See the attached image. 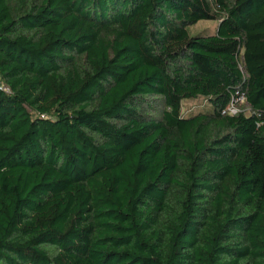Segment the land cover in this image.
<instances>
[{"label": "trees", "instance_id": "1", "mask_svg": "<svg viewBox=\"0 0 264 264\" xmlns=\"http://www.w3.org/2000/svg\"><path fill=\"white\" fill-rule=\"evenodd\" d=\"M0 264H264V0H0Z\"/></svg>", "mask_w": 264, "mask_h": 264}, {"label": "rangeland", "instance_id": "2", "mask_svg": "<svg viewBox=\"0 0 264 264\" xmlns=\"http://www.w3.org/2000/svg\"><path fill=\"white\" fill-rule=\"evenodd\" d=\"M217 21L214 20H200L197 23L188 26V33L190 35L195 34L196 32L206 29V28H215ZM204 108H208L207 102L205 99L198 98L193 100L184 101L182 104V113L183 115H189L196 113Z\"/></svg>", "mask_w": 264, "mask_h": 264}, {"label": "built area", "instance_id": "3", "mask_svg": "<svg viewBox=\"0 0 264 264\" xmlns=\"http://www.w3.org/2000/svg\"><path fill=\"white\" fill-rule=\"evenodd\" d=\"M2 88L4 90H7V88H5V87H2ZM245 100H246L245 93L242 91H238L236 96L233 97V99L231 100L229 105L224 110V113H228L230 115H235V114L239 113L241 111L240 105L242 103H244Z\"/></svg>", "mask_w": 264, "mask_h": 264}]
</instances>
